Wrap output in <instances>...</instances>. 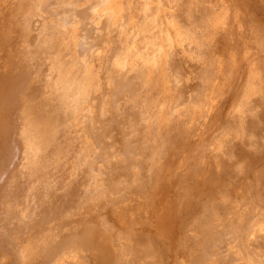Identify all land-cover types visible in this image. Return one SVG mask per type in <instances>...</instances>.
<instances>
[{
	"label": "bare ground",
	"instance_id": "bare-ground-1",
	"mask_svg": "<svg viewBox=\"0 0 264 264\" xmlns=\"http://www.w3.org/2000/svg\"><path fill=\"white\" fill-rule=\"evenodd\" d=\"M0 264H264V0H0Z\"/></svg>",
	"mask_w": 264,
	"mask_h": 264
},
{
	"label": "rangeland",
	"instance_id": "rangeland-1",
	"mask_svg": "<svg viewBox=\"0 0 264 264\" xmlns=\"http://www.w3.org/2000/svg\"><path fill=\"white\" fill-rule=\"evenodd\" d=\"M141 33H142L141 31H140V32H137V31H136V33H135L136 41L134 42V44L137 45L139 48H142V50H143V49H144L143 46L145 45V43L142 42V40H140V39L142 38V34H141ZM141 52H142V51H141ZM143 52H145V51H143ZM218 167H219V168H222L223 165H221V166L218 165ZM225 175L228 177V178H227L228 180H231L232 176H230L229 172L221 174V175H220V179L222 178L223 180L225 179V181H226V177H225ZM230 184L234 185V182H232V183H230ZM241 185H242V182H238V183L235 184L232 188H233V190H237L238 187L241 186Z\"/></svg>",
	"mask_w": 264,
	"mask_h": 264
}]
</instances>
